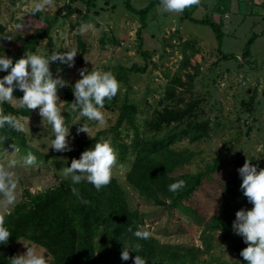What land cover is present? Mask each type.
<instances>
[{"label":"rangeland","instance_id":"1","mask_svg":"<svg viewBox=\"0 0 264 264\" xmlns=\"http://www.w3.org/2000/svg\"><path fill=\"white\" fill-rule=\"evenodd\" d=\"M85 1L89 0L77 3L73 0H52V6L41 12L51 21L56 19L51 32L54 45L50 47L48 40L43 39L37 44L35 52L47 56L53 51H77L72 67L59 61L50 63L53 75H59L68 82V86L58 90V107L62 110L64 121L72 110V106L65 101V89L80 79V69L104 70L115 74L121 67L130 70L134 66L142 69L148 66L147 71L127 72V83H120L116 97L111 101L106 99L109 108L101 109L105 117L103 125L75 117L69 126V140L73 149L70 152H56L51 148L54 136L46 121L43 126L38 109L32 110L29 117H19L28 144L38 153V161L30 166H22L25 154L19 149H1L0 166L16 161L14 171L18 181L16 202L13 205L0 202V220L4 221L5 216L24 199L26 190L35 195L57 187L65 179H71L64 175V169L70 166L71 160L79 159L84 150L106 139L115 149L117 157L112 178H116L129 191L132 206L144 215L149 233L162 243L204 249L202 234L207 225L204 220L220 211L222 184L231 177L238 158L264 156V0H231V7L224 16L215 13L219 0H199L198 4L186 8L191 17L198 21L207 18L218 23L222 21L224 36L221 47L209 26L184 19V12H164L161 1L147 16V27L139 37L138 31L142 29L140 17L127 9V2L130 1L133 8L140 11L154 0H113L109 4L99 0L89 10L87 23H91L93 28L81 35L77 15H70L69 10L73 8L87 12ZM32 3L33 0H0V25L4 27V31H0V54L4 52L11 56L21 45L19 36L26 38L47 26L42 19L31 15ZM252 37L256 38L250 49L251 56L243 59ZM186 42L194 43L198 52L190 51ZM143 52L150 56L147 61ZM185 55L189 57V64L186 65ZM6 74L0 72V77ZM177 78L182 80L183 85L174 86L176 98L165 100L162 106L166 90ZM197 100L200 102L197 116L199 121L208 123L209 135L196 144H189L188 140L178 144L193 150L196 155L192 163L178 170L177 174L201 171L219 155L224 157V165L222 173L215 175L212 182L206 183L191 200L185 202L198 211L199 216L194 218L179 208L157 206L131 190L127 184V174L135 157L130 152L125 161L120 159L114 128L125 102L138 107L137 122L144 129L145 120L152 118L155 111L165 106L184 107ZM9 103L20 107L17 100ZM81 125L88 127V134L78 133ZM181 129L172 126L161 135ZM120 131L118 140L130 145L133 132H129L125 125ZM214 238L211 254H204L199 264L211 260L216 263L215 257L222 262L239 263V258L222 234L215 233ZM27 248L45 255L47 264H52L44 248L25 240L16 245L19 255L24 254Z\"/></svg>","mask_w":264,"mask_h":264},{"label":"trees","instance_id":"2","mask_svg":"<svg viewBox=\"0 0 264 264\" xmlns=\"http://www.w3.org/2000/svg\"><path fill=\"white\" fill-rule=\"evenodd\" d=\"M73 1L77 3L83 0ZM98 1H85L87 12L70 8L69 14L77 15L78 26L89 20V10L94 8ZM104 1L109 4L113 0ZM160 1L154 0L150 6L140 11H136L130 1L127 2V9L140 17L142 29L138 31L139 37L142 35L141 31L147 27V16ZM230 3L231 0H219L215 13L224 16L231 7ZM183 12L184 19L209 26L221 47L224 36L222 21L218 23L209 18L198 21L191 17L186 8ZM36 16L46 22L47 26L36 30L26 38L18 37L21 45L10 56L14 62L25 52H35L37 44L43 39L48 40L50 47L54 45L51 32L56 19L51 21L42 13H37ZM0 31H4L1 25ZM255 38H251L243 59L251 56L250 49ZM186 47H189L193 53L198 52L194 43L186 42ZM220 52L222 53L221 50ZM143 56L146 61L150 58L147 52H143ZM184 63L189 64V57L186 55ZM147 67L142 69L134 66L130 70L121 67L114 75L119 84L127 83V72H146ZM176 85H183L182 80L178 78L173 80L172 85L166 90L161 102L162 106L165 100L176 98V87H174ZM13 95L19 98L23 93L14 90ZM65 101L67 105L72 106L74 96L71 86L65 89ZM253 103L252 98V106ZM199 105L200 102L197 100L189 102L184 107L165 106L162 110L155 111L152 118L145 120L143 129L137 122L138 107L125 102L120 109L119 119L114 128L115 141L120 149V159L125 161L130 152L135 157L131 170L127 174V184L131 190L157 206L179 208L194 218L199 216L198 211L187 206L185 202L191 200L192 196L206 183L212 182L215 175L222 173L224 165V157L219 155L212 164L208 163L201 171L177 174L178 170L190 165L196 155L193 150L182 148L178 144L187 140L189 144H196L209 135L208 123L199 121L197 116ZM104 107L109 108L107 100ZM0 113L12 114L19 119V117L31 116L32 110L17 108L6 102L0 104ZM77 116V112L70 110L65 124L69 127ZM123 125L127 126L129 132H133L130 145L118 140L121 137L120 129ZM172 126L182 127V129L161 135L166 128ZM91 142L94 143L96 140ZM5 148H17L23 154L30 151L36 157L38 155L36 149L28 144L24 131L0 129V151ZM247 159L257 165L258 170L264 168V156L238 158L231 177L222 184L223 200L220 211L208 220H204L207 224L202 234L204 249L162 243L152 234L146 240H138L134 236L135 231H148L144 223V215L133 208L129 191L116 178H112L111 182L99 191L86 181L79 185H72L71 179H65L57 187L35 195L26 190L24 199L5 216L4 226L8 228L11 235L6 244H0V264H11L10 259L19 255L16 245L23 240L44 248L52 264H134L133 258L136 255L144 258L147 264H199L204 254H211L215 233L222 234L223 238L229 242L230 249L239 258V263L233 264H247L240 256V251L247 245L232 229L235 213L240 209L249 210L253 207L240 189L242 180L237 171ZM36 161H38L37 158ZM181 179L185 181V187L176 193L169 192L168 186ZM72 187L78 188L79 196L73 194ZM82 199L88 203H82ZM137 244L140 245L139 249L136 248ZM124 246L129 248L130 258L127 261L121 259ZM214 259L216 263L211 260L205 264H232L222 262L216 257Z\"/></svg>","mask_w":264,"mask_h":264},{"label":"clouds","instance_id":"3","mask_svg":"<svg viewBox=\"0 0 264 264\" xmlns=\"http://www.w3.org/2000/svg\"><path fill=\"white\" fill-rule=\"evenodd\" d=\"M199 0H161L164 12L182 13L185 8L198 4ZM52 6V0H33L31 15L45 11ZM93 28L91 23L82 22L79 33L82 35ZM77 51L67 50L62 53L52 52L47 56L36 52H25L22 57L16 59L0 54V72L7 73L0 77V104L18 100L21 108L28 110L38 109L39 116L51 127L54 138L51 148L56 152H70V127L65 124L62 110L58 107V90L68 86L59 75L54 76L50 70V63L59 61L69 67L73 66ZM78 79L71 90L74 101L73 111L79 117L95 121L98 125L105 123V117L101 109L105 100L111 101L118 93L120 84L115 75L110 71L80 69ZM14 90L23 93L22 97H14ZM75 125V124H73ZM44 126V124H43ZM9 128L16 132L23 131L20 120L12 114L0 113V129ZM79 132L88 134V127L81 125ZM116 152L111 143L102 139L90 149L84 150L79 159L73 158L71 164L64 169V175L70 176L72 185H79L86 181L99 191L107 186L112 179V168L116 163ZM36 161L32 152H27L22 158V166H30ZM16 161H10L6 166H0V202L5 205H13L16 202V186L18 177L14 169ZM238 174L242 180L240 189L248 202L253 205L249 210L240 209L235 213L232 229L235 234L242 237L247 247L240 251V256L247 264H264V168L258 170L257 165L246 160L242 167L238 168ZM185 187L184 180H177L168 186V191L176 193ZM73 194L79 196L78 188L72 187ZM82 203H88L81 200ZM11 233L0 220V244H6ZM148 231L137 230L134 236L138 240L149 238ZM139 249L140 245L137 244ZM129 248L121 252V259L129 260ZM134 264H147V261L139 255L134 258ZM11 264H47L46 256L32 248L22 255L10 259Z\"/></svg>","mask_w":264,"mask_h":264}]
</instances>
